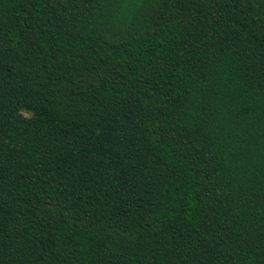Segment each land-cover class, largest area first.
Returning <instances> with one entry per match:
<instances>
[{
  "label": "trees",
  "instance_id": "1",
  "mask_svg": "<svg viewBox=\"0 0 264 264\" xmlns=\"http://www.w3.org/2000/svg\"><path fill=\"white\" fill-rule=\"evenodd\" d=\"M0 264H264V0H0Z\"/></svg>",
  "mask_w": 264,
  "mask_h": 264
}]
</instances>
